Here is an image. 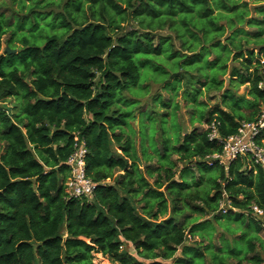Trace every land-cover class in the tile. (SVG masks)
<instances>
[{
	"label": "trees",
	"instance_id": "16d2710c",
	"mask_svg": "<svg viewBox=\"0 0 264 264\" xmlns=\"http://www.w3.org/2000/svg\"><path fill=\"white\" fill-rule=\"evenodd\" d=\"M29 1L0 54V264H264V170L208 164L211 126L264 106V0ZM75 139L90 198L66 193Z\"/></svg>",
	"mask_w": 264,
	"mask_h": 264
},
{
	"label": "built area",
	"instance_id": "2783aa9c",
	"mask_svg": "<svg viewBox=\"0 0 264 264\" xmlns=\"http://www.w3.org/2000/svg\"><path fill=\"white\" fill-rule=\"evenodd\" d=\"M264 88V84H259V89ZM211 132L208 135L210 141L217 140L222 145V153L213 155L208 158V164L211 166L217 162L226 170L228 165L239 157H249L254 166L264 170V147L259 143L258 138L264 130V106L259 110L258 115L251 122L240 124L237 133L226 138L219 139L215 126H211ZM74 151L67 160L66 165L69 167L68 178L65 182L66 193L69 198H90L96 188V185L85 175L84 156L86 149L84 141L75 139ZM221 206H223L221 204ZM253 211L262 215L256 207ZM224 212V211H223Z\"/></svg>",
	"mask_w": 264,
	"mask_h": 264
},
{
	"label": "rangeland",
	"instance_id": "374dc122",
	"mask_svg": "<svg viewBox=\"0 0 264 264\" xmlns=\"http://www.w3.org/2000/svg\"><path fill=\"white\" fill-rule=\"evenodd\" d=\"M24 4H25V7H21V4H20V0H0V14H2L3 16H5L6 18H12L11 21H10V24H11V30L10 31H7L6 35L3 37V40H2V46H1V51H0V54H3L4 51L8 48L9 50L11 51H14V54L17 53V51H19V49L22 47L21 43L18 42V41H15L16 40V37H13L12 36V32H13V25L15 23V19L18 17H21L22 15H25L26 13H28V8L30 7V4H31V1H25L24 0ZM49 10H52V12H57L58 10L55 9V8H51V9H47V10H43L42 12H49ZM60 12V11H59ZM127 26V25H125ZM133 29H136V25L135 24H131L130 25ZM158 36H162V37H167L168 33L166 31H162V32H158L156 33ZM12 40V43L11 45H7V41L8 40ZM240 92H239V95H242L243 94V90L244 88H241L239 89ZM153 94V93H152ZM149 100L148 97H146L145 99H143V101L147 102ZM211 103H213V101H211ZM156 110L161 114L164 110V108L160 107L159 105L156 106ZM184 113V111H183ZM137 114V113H136ZM189 114V113H188ZM188 114L187 115H184V122L186 124V127L189 128V117H188ZM138 120L135 119L133 121H131V124L134 126V128L137 126ZM203 127V126H202ZM205 128V127H203ZM150 129V130H149ZM150 133H153V130L151 128H147L146 130V135L149 136ZM135 135V134H134ZM136 136V135H135ZM135 140L137 142V147H138V150L140 151V147L138 145L139 143V137L136 136L135 137ZM146 142V144H148V138H146L144 140ZM147 146V145H146ZM148 153H151V151L149 150ZM175 159V158H173ZM152 162H146V164H151ZM142 165V163H141ZM182 169V167L179 165L176 169V174H175V180H179L178 178V173L179 171ZM196 178L198 177V172L196 171V174H195ZM186 180H189L190 177L189 176H185ZM154 179L153 177L150 178V182H152ZM223 221V220H222ZM237 226V224H231L230 227L231 228H235ZM223 233V232H222ZM225 234V233H224ZM261 237L264 238V236L261 234ZM190 240V239H189ZM197 241L198 238L197 237H194L192 238V241ZM124 251L130 253V254H134V250L132 247H127L125 246L123 248ZM93 263L94 264H111L107 258L105 257H102L101 255L99 254H95L93 256Z\"/></svg>",
	"mask_w": 264,
	"mask_h": 264
},
{
	"label": "water",
	"instance_id": "95a60500",
	"mask_svg": "<svg viewBox=\"0 0 264 264\" xmlns=\"http://www.w3.org/2000/svg\"><path fill=\"white\" fill-rule=\"evenodd\" d=\"M5 53L6 54H13L14 53V51H11V50H9L8 48L5 50Z\"/></svg>",
	"mask_w": 264,
	"mask_h": 264
}]
</instances>
